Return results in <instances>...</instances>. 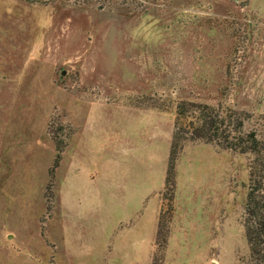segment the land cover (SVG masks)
<instances>
[{"label": "rangeland", "instance_id": "1", "mask_svg": "<svg viewBox=\"0 0 264 264\" xmlns=\"http://www.w3.org/2000/svg\"><path fill=\"white\" fill-rule=\"evenodd\" d=\"M203 112L264 132V0H0V264H247Z\"/></svg>", "mask_w": 264, "mask_h": 264}, {"label": "trees", "instance_id": "2", "mask_svg": "<svg viewBox=\"0 0 264 264\" xmlns=\"http://www.w3.org/2000/svg\"><path fill=\"white\" fill-rule=\"evenodd\" d=\"M180 113L181 106L177 107ZM202 113L201 124L197 126L198 137L209 133V140L218 139L225 147L248 154L251 163L248 172L247 191L244 202V230L248 245L247 264H264V132L256 130H242V120L237 121L233 128H222L223 120ZM170 147L167 173L173 176L174 164L178 147L177 132L174 134ZM171 185V184H170Z\"/></svg>", "mask_w": 264, "mask_h": 264}]
</instances>
